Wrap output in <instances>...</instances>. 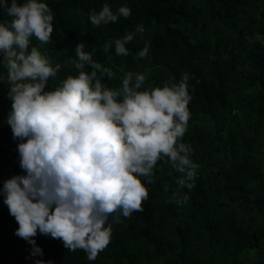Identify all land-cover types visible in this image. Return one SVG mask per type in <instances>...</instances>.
<instances>
[{"label":"trees","instance_id":"obj_1","mask_svg":"<svg viewBox=\"0 0 264 264\" xmlns=\"http://www.w3.org/2000/svg\"><path fill=\"white\" fill-rule=\"evenodd\" d=\"M43 2L54 16L52 40L40 45L33 38L32 44L61 64L49 89L78 74L70 59L79 43L116 73L104 78L109 87L120 86L127 71L147 73L144 88L179 82L188 73L190 120L183 142L192 146L200 167L195 188L182 189L188 199L177 205L168 197L182 174L158 161L144 211L121 216L119 223L109 218L110 243L96 260L39 232L34 239L43 255L33 256V245L16 235L19 225L4 203V181L24 172L19 141L6 123L9 88L0 82V264H264V42L257 38L264 36V0ZM105 3L114 12L128 6L131 16L94 27L90 13ZM9 19L0 10V22ZM139 24L145 32L127 45V56H117L114 44L103 51Z\"/></svg>","mask_w":264,"mask_h":264},{"label":"clouds","instance_id":"obj_2","mask_svg":"<svg viewBox=\"0 0 264 264\" xmlns=\"http://www.w3.org/2000/svg\"><path fill=\"white\" fill-rule=\"evenodd\" d=\"M10 19L0 22V82L8 85L12 101L6 123L18 140L19 163L24 174L4 181L2 192L9 213L18 223L16 235L33 245L32 255L42 256L39 234L62 241L69 251L83 250L97 259L110 243L112 217L130 218L143 212L154 184L155 168L163 160L178 173L170 203L184 204L181 190L194 189L200 165L192 159V146L183 142L188 129L191 99L188 73L179 82L144 88L147 73L127 71L118 87H109L116 73L93 60L84 44L75 47L70 63L77 70L55 88L60 63L42 54L40 45L51 43L52 10L43 0H0ZM131 16L128 6L115 12L105 3L90 13L94 27ZM145 27L103 45L109 53L127 56V45ZM149 51H139L141 58ZM91 67V71L88 70ZM170 185H163L164 191ZM35 264H54L37 259Z\"/></svg>","mask_w":264,"mask_h":264},{"label":"rangeland","instance_id":"obj_3","mask_svg":"<svg viewBox=\"0 0 264 264\" xmlns=\"http://www.w3.org/2000/svg\"><path fill=\"white\" fill-rule=\"evenodd\" d=\"M257 38H259L260 40H262L264 42V36L258 35Z\"/></svg>","mask_w":264,"mask_h":264}]
</instances>
